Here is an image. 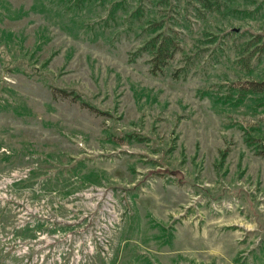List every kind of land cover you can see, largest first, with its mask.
Wrapping results in <instances>:
<instances>
[{
	"label": "rangeland",
	"instance_id": "rangeland-1",
	"mask_svg": "<svg viewBox=\"0 0 264 264\" xmlns=\"http://www.w3.org/2000/svg\"><path fill=\"white\" fill-rule=\"evenodd\" d=\"M260 83L264 0H0V264H264Z\"/></svg>",
	"mask_w": 264,
	"mask_h": 264
},
{
	"label": "trees",
	"instance_id": "trees-1",
	"mask_svg": "<svg viewBox=\"0 0 264 264\" xmlns=\"http://www.w3.org/2000/svg\"><path fill=\"white\" fill-rule=\"evenodd\" d=\"M153 64L155 68H160L166 64V61L173 57L174 52H171V47L167 46L165 43H160L159 45L153 46ZM254 91L261 92L264 90V83L252 84Z\"/></svg>",
	"mask_w": 264,
	"mask_h": 264
}]
</instances>
